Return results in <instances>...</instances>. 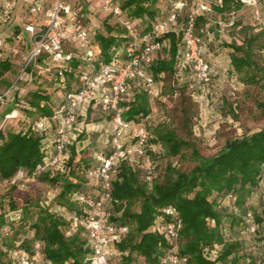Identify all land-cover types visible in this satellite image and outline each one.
<instances>
[{
	"label": "trees",
	"instance_id": "16d2710c",
	"mask_svg": "<svg viewBox=\"0 0 264 264\" xmlns=\"http://www.w3.org/2000/svg\"><path fill=\"white\" fill-rule=\"evenodd\" d=\"M158 1L123 0L119 7L125 16L134 22V29L143 33L149 31L151 25L167 12L165 0L164 11L158 9ZM206 1L213 11L211 18L217 17L219 24L222 19L232 22L231 25L228 23V27L234 26L235 13L231 12V8L236 4L243 6L240 0H221L220 5L216 3L217 0ZM109 15L114 21L105 22L102 25L103 31L97 30L96 25L92 32V50L94 62L97 64L124 61L127 58L124 47L132 42L117 19L107 14ZM211 18L197 16L198 36L200 23L209 24ZM262 21L264 23V12ZM251 26L256 33H250L241 44L231 42L224 45L232 49V73L247 85L258 84L253 74L259 67L252 55L253 49L261 46V37L264 36L261 24L253 22ZM156 40L163 43V47L153 58L148 72L158 87L165 76H177L175 56L181 50V35L179 31H167L156 35ZM166 41L168 51L163 55ZM202 46L205 56L203 42ZM83 69V62L77 57L62 68L61 76L56 69L50 68L46 71L50 76L48 81L56 85L55 89L61 92L59 101L55 103L50 95L41 91L28 93L23 99H26L24 105L31 111L26 110L24 116L20 114L19 117L25 123L24 129L8 131L6 134L0 130V187L4 184L18 187L19 182L30 179L55 184L59 175L64 176L61 179L60 191L55 196L54 206L39 204L41 210L30 225L33 237L19 245L29 250L35 241L40 242L42 258L49 264H84V259L89 253L81 225L74 233L67 234L69 221L65 213L83 218L86 213L82 205L72 200V195L88 190H91L92 194L95 188L98 189V186H91L92 189L88 187L85 177L86 170L92 165V159L83 165L74 163L75 148L70 145L84 130L83 126L78 127L77 118L88 116L92 109L98 110L93 102L82 108L85 109L84 113L81 112L82 109L76 112V121L65 149L66 159L54 170H40L54 155L55 123L51 122L50 118L62 103L63 95L76 88L78 75ZM10 70L11 57L0 59V78ZM212 75L211 70V78ZM153 98L145 93L141 84H128L126 94L119 102L122 118L137 124L139 119L150 114V100ZM42 118L49 119L47 127L43 131L32 130V123ZM48 135L51 136L50 139ZM147 136L145 157L155 165V169L154 161L162 152L164 157L174 158L182 155L185 148H191L192 157L197 164L188 173L177 171L169 165L161 181L155 175L150 182L144 178V167L139 159L138 165L127 160L118 164L112 174L108 211L111 214L110 220L127 225L129 232L115 245L116 256L119 258L117 264H131L133 254L141 257L144 264H161V258L169 250L170 243L152 229L158 221L164 219L163 210L167 207H173L177 211V217L182 224L180 253L187 256L186 264H256L258 261H264V202L257 211H246L238 219L231 218L228 223L224 222L217 208L224 199H230L241 206L257 190L264 173V129L227 141L212 157H203L192 143L178 137L165 121L156 124ZM104 139L106 143L107 137L104 136ZM48 145H51L50 151L47 150ZM18 173H22L24 177L13 179ZM56 205L61 207L62 212L55 211ZM135 206L138 211H134ZM16 208L21 209V215L14 222V227L23 222L22 207L11 205L7 211H0V226L5 213ZM248 213L251 215L249 223L246 221ZM250 227H254L253 232H250ZM231 232H234V235ZM7 240L0 237V262L6 264L9 261L7 252L3 249L8 251L14 246L11 242L4 243ZM242 249H245V253L238 255Z\"/></svg>",
	"mask_w": 264,
	"mask_h": 264
},
{
	"label": "built area",
	"instance_id": "2783aa9c",
	"mask_svg": "<svg viewBox=\"0 0 264 264\" xmlns=\"http://www.w3.org/2000/svg\"><path fill=\"white\" fill-rule=\"evenodd\" d=\"M17 2L25 6L26 16V21L18 26L29 35V39L26 49L18 55L19 69L16 78L0 93V105L11 98L19 100L24 95L26 89L19 83L26 79L32 68L38 67L45 71L54 68L61 76L62 68L73 58L77 57L83 62L84 69L78 75L76 88L63 95L62 103L50 118L55 123L54 155L40 170H54L66 159L65 149L76 121V112L93 102L109 121V126L102 131L107 137L108 149L95 153L92 165L85 172L87 186H98V189L95 188L92 194L88 190L72 195V200L82 205L86 214L80 218L75 214L65 213L69 221L67 234L74 233L79 225L82 226V236L89 250L84 264H117L119 258L116 256L115 245L128 234L129 229L125 224L110 220L108 204L111 199L112 174L123 160L138 165L139 159L144 167V178L148 182L152 180L155 170V165L145 157L147 133L137 124L122 118L119 102L130 83L141 84L150 97L158 95L159 91L148 68L163 47V43L156 40V35L167 31H179L181 35V50L175 56V75L188 76V90L198 93L205 91L211 82V69L203 55L201 38L196 34V18L204 15L210 19L213 15L212 8L206 0H165L166 14L155 21L149 31L139 33L134 29V22L125 16L119 6L105 3L104 12L117 19L132 42L124 47L127 56L124 61L97 64L92 50V32L96 25L87 26L88 17L82 5L73 4L69 0H0V26L12 22ZM240 2L252 11L255 23L261 24L264 29L262 13L256 0ZM216 3L220 5L221 0ZM9 57L8 44L5 39L0 38V59ZM16 116H20L16 111L5 114L0 129L6 121ZM48 123L49 119L42 118L33 122L31 129L43 131ZM23 177L22 173H18L13 179ZM45 204L48 205V202ZM55 211L62 212V209L56 205ZM20 215V208L5 213L0 226L1 238L7 240L13 236L14 222ZM163 215L164 219L158 221L152 229L170 243L169 250L161 258V264H186L187 256L180 253L182 224L177 211L173 207H167L164 208ZM246 221L251 222L249 213ZM249 230L253 232L254 227ZM21 242L15 243L8 251L3 249L7 252L9 264H49L42 258L40 242L35 241L29 250L20 247ZM256 264H264V261Z\"/></svg>",
	"mask_w": 264,
	"mask_h": 264
},
{
	"label": "rangeland",
	"instance_id": "374dc122",
	"mask_svg": "<svg viewBox=\"0 0 264 264\" xmlns=\"http://www.w3.org/2000/svg\"><path fill=\"white\" fill-rule=\"evenodd\" d=\"M74 1L80 4L86 3L85 5L90 7V16L98 25L97 30L99 31H103L102 25L105 22L112 23L114 21L110 15L107 16V13L104 12L103 5L109 3L120 6L123 2V0ZM256 2L259 4L261 12H264V0H256ZM157 7L160 11H164V1L159 0ZM231 12L235 13L233 27H228L229 22H225L223 19L219 24L217 17L211 18L209 24L200 23L199 25L201 41L206 44L211 58H214L216 50L220 46L231 42L241 44L250 33H256L251 26L255 21L249 8L236 4L232 6ZM18 21L19 23L26 21L24 13ZM0 38L6 40L11 57V70L0 78L1 93L18 74V55L26 49L29 35L21 27L15 26L11 22L0 27ZM261 38V46L255 47L252 55L259 67V70H254L253 74L258 80V84H244L238 77L230 72L227 74V70H225L224 74H217L213 77L214 91L218 95L204 96V101L208 102L206 106H203L200 101L193 98V93L187 89V75L165 76L157 87L159 94L150 100V114L146 118L139 119L137 126L150 134L156 124L165 121L178 137L192 143L203 157L214 156L229 140L264 129V36ZM165 46L163 55L167 54L168 41L165 42ZM48 73L45 69L32 68L26 79H22L19 83L26 89L22 99L11 98L4 105H0V125L5 114L16 111L23 115L26 110H29L24 105L26 99H23L28 93L41 91L50 95L55 103L59 101L61 92L55 89L56 85L48 81L50 77ZM84 111L85 109H82L81 112L84 113ZM8 121L1 130L3 134L25 127V123L21 120L16 122V119H10ZM77 125L81 128L83 126L84 130L80 133L79 138L70 145L75 148L74 163L83 165L91 161L95 153L108 149L102 131L109 126V121L95 108L90 111L88 116L78 117ZM72 137L74 138L73 134ZM48 138L50 139L51 136ZM154 162L156 164L154 176L157 175V179L160 181L169 165L177 171L188 173L197 164V161L192 157L191 148L183 149L182 155L174 158H166L162 152ZM63 177L59 175L55 184L30 179L19 182L18 187L8 184L0 187V211H7L11 205L22 207L24 211L23 222L13 227V236L4 243L11 242V245H14L17 242L32 239L33 231L30 225L41 210L39 204L47 205L45 202H48V206H54V199L60 191ZM140 180H142L141 176ZM263 202L264 173L257 190L247 198L243 205L239 206L230 199H224L217 205V208L221 212L224 222L228 223L231 218L238 219L246 211H257ZM134 211H138L137 206L134 207ZM231 234L234 235V232ZM244 251L245 249L240 250L238 255H243ZM131 264H144V262L141 257L133 254Z\"/></svg>",
	"mask_w": 264,
	"mask_h": 264
},
{
	"label": "crops",
	"instance_id": "0c3cea01",
	"mask_svg": "<svg viewBox=\"0 0 264 264\" xmlns=\"http://www.w3.org/2000/svg\"><path fill=\"white\" fill-rule=\"evenodd\" d=\"M70 2H72L73 4H77V5H82L83 9L86 11L87 13V17H88V21L87 22V26H92L94 25V21L93 19L91 18L90 16V7L89 6H86L84 4H80V3H76L74 0H69ZM22 13L25 14V6L20 3V2H17L15 4V10H14V13H13V18H12V23L15 25V26H18L20 23L18 21L19 17H21ZM96 25V24H95ZM0 27H3V26H0ZM204 45V52H205V60L207 61V63L209 64L211 70H212V78H211V82L207 85L205 91L203 93H198V92H193V98L200 101L201 105L203 106H206L207 105V102L208 101H204V96L207 97L208 95H212V94H216V96L218 95L216 93V91H214V87L215 85H213L214 83V79L213 77L216 76L217 74H224L223 72H225V70H227V74H229V72L234 75L232 73V69H231V66H230V54L232 53V49L228 48V47H225L224 45L220 46L217 50H216V55L214 56V58H211L208 54V48L206 47V44L203 43ZM226 67V68H225ZM182 76V75H181ZM236 76V75H235ZM177 77V76H175ZM220 81V80H218ZM160 85V84H158ZM235 89V88H234ZM204 98V99H203ZM204 101V102H203ZM20 117V116H19ZM18 116H16L14 119H16V122L20 120ZM19 118V119H18ZM9 121H6L3 125V127L0 129L2 130L4 128V126L8 123ZM50 146L51 145H48V151H50Z\"/></svg>",
	"mask_w": 264,
	"mask_h": 264
}]
</instances>
